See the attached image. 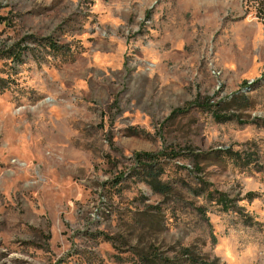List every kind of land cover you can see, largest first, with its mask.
<instances>
[{"label": "rangeland", "instance_id": "1", "mask_svg": "<svg viewBox=\"0 0 264 264\" xmlns=\"http://www.w3.org/2000/svg\"><path fill=\"white\" fill-rule=\"evenodd\" d=\"M0 264H264L253 3L0 0Z\"/></svg>", "mask_w": 264, "mask_h": 264}, {"label": "trees", "instance_id": "2", "mask_svg": "<svg viewBox=\"0 0 264 264\" xmlns=\"http://www.w3.org/2000/svg\"><path fill=\"white\" fill-rule=\"evenodd\" d=\"M250 3H253L255 9H256V15H257V18L259 20H261L263 23H264V0H249ZM52 44H50V47H51ZM20 44H15L12 46V48L9 50V52L7 53V57L8 59H10L12 62H15V63H19V64H22V58H23V55H22V52L20 51ZM245 100V103L248 104V99L247 98H243ZM219 121H228V120H231V118H217ZM137 159L140 161V162H148L149 165L150 164H153L154 165H157L158 164V161L156 160V156L155 155H152V154H139L137 155ZM154 165L150 166V167H153ZM157 189V188H155ZM159 190V189H157ZM161 192L165 193L166 190L165 188H162L160 189ZM222 197H224L222 195Z\"/></svg>", "mask_w": 264, "mask_h": 264}]
</instances>
